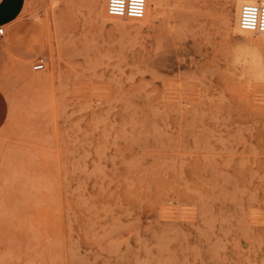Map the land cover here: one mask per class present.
I'll use <instances>...</instances> for the list:
<instances>
[{"label": "rangeland", "instance_id": "rangeland-1", "mask_svg": "<svg viewBox=\"0 0 264 264\" xmlns=\"http://www.w3.org/2000/svg\"><path fill=\"white\" fill-rule=\"evenodd\" d=\"M163 1L145 23L26 0L6 28L0 264H264V76L243 52L264 37L234 30L235 0Z\"/></svg>", "mask_w": 264, "mask_h": 264}, {"label": "built area", "instance_id": "built-area-1", "mask_svg": "<svg viewBox=\"0 0 264 264\" xmlns=\"http://www.w3.org/2000/svg\"><path fill=\"white\" fill-rule=\"evenodd\" d=\"M146 0H107L106 11L111 17L122 19H139L144 15ZM238 26L241 30L264 33V4L245 2L241 5L238 16ZM4 28L0 26V35ZM45 61L37 58L33 69L44 68Z\"/></svg>", "mask_w": 264, "mask_h": 264}, {"label": "bare ground", "instance_id": "bare-ground-1", "mask_svg": "<svg viewBox=\"0 0 264 264\" xmlns=\"http://www.w3.org/2000/svg\"><path fill=\"white\" fill-rule=\"evenodd\" d=\"M166 1V0H165ZM96 2L100 5V13H101V15L102 16H104V18L105 17H107V16H109L108 14H107V11H106V5H107V0H96ZM163 0H146V7H145V11H144V15L141 17V18H139V19H130V20H132V21H140V22H144L143 20H145V23H146V21L148 20V15H149V13H150V11H151V6L153 5L154 6V8H158V7H162L163 5ZM245 2H250V3H259V4H264V0H235V17H234V23H233V26H234V30H236L237 32H239V33H242V34H245V35H250V34H254L253 32H248V31H244V30H241L240 28H239V26H238V16H239V10H240V7H241V5L243 4V3H245ZM228 4H229V2H228ZM92 5H93V3H92ZM233 5V4H232ZM178 6V5H177ZM231 6V5H230ZM92 7V6H91ZM92 9V8H91ZM157 10V9H156ZM155 10V11H156ZM230 10V9H229ZM98 11V10H97ZM163 11V10H162ZM161 11V12H162ZM158 14H159V12H158ZM157 15V14H156ZM99 16V15H98ZM150 16V15H149ZM155 17V16H154ZM100 18V17H99ZM110 18V17H109ZM227 18V17H226ZM118 19V18H117ZM116 19V20H117ZM228 19V18H227ZM233 20V19H232ZM225 22V21H224ZM229 22V21H228ZM222 24V23H221ZM261 35L260 36H262V37H264V33H260ZM259 35V34H258ZM229 39V38H228ZM263 39V38H262ZM236 40V39H235ZM264 40V39H263ZM248 43V42H247ZM250 43V42H249ZM239 44V43H238ZM236 45V44H235ZM243 46V45H242ZM236 47V46H235ZM234 47V48H235ZM255 47V46H254ZM253 48V47H252ZM258 51V50H257ZM233 52H234V50H233ZM243 52H245V54H246V56L244 57V61H245V64H246V68H248V70H249V73L247 72V71H245V72H247L248 74H250V72H251V74H253L254 76H258V77H263L264 76V58L262 59L261 58V56L259 55V53H255V52H251V51H248V50H245V51H243ZM259 52V51H258ZM236 57V56H235ZM233 61H235L234 59H233ZM239 64V63H238ZM237 65V64H236ZM235 65V66H236ZM234 66V65H233ZM234 66V67H235ZM238 66V65H237ZM237 70V69H236ZM239 71V70H238ZM243 71V70H242ZM233 73V72H232ZM242 73V72H241ZM115 74V73H114ZM113 74V75H114ZM126 75V74H125ZM244 75H247V74H244ZM103 77H104V75H102ZM116 76V75H115ZM252 76V75H251ZM241 77H244V76H241ZM116 78H118V77H116ZM103 79V78H102ZM110 79V78H109ZM98 80V79H97ZM112 80V79H111ZM122 80V79H121ZM252 81V80H251ZM261 81V80H260ZM90 82H92V81H90ZM89 82V83H90ZM94 82V81H93ZM101 82V81H100ZM104 82V81H103ZM106 82V81H105ZM111 82V81H110ZM115 82H116V80H115ZM122 82V81H121ZM254 82V81H253ZM258 82V81H257ZM257 82H256V85H260V84H257ZM83 83H85V82H83ZM117 83V82H116ZM119 83V82H118ZM263 83V82H262ZM261 83V84H262ZM76 84V83H75ZM79 84V83H78ZM78 84H76V85H78ZM82 83H80L79 85H81ZM96 84V83H95ZM250 84V83H249ZM79 85H78V87H79ZM86 85H88V83H86ZM105 84H102V86H104ZM108 85V84H107ZM106 85V86H107ZM251 85V84H250ZM264 84H262V86H263ZM82 87L84 86V84L83 85H81ZM93 86V85H92ZM91 86V87H92ZM94 86H96V87H98L97 86V84L96 85H94ZM102 86H101V88H102ZM105 87V86H104ZM108 87V86H107ZM195 87H198V86H195ZM74 88H75V86H74ZM85 88V87H84ZM101 88H97L98 90H100V91H105V89H103V90H101ZM92 89H94V88H91V91L93 92H95V89L94 90H92ZM98 90H96V91H98ZM106 90H107V88H106ZM76 91H78V90H76ZM79 93H81V90L80 91H78ZM86 92V90L83 92V93H85ZM82 93V94H83ZM99 93V92H98ZM101 93V92H100ZM96 95H98V94H96ZM153 106V105H152ZM154 107V106H153ZM153 110V109H152ZM141 181V180H140ZM252 196V195H251ZM252 208V207H251ZM256 208V207H255ZM260 209V208H259ZM256 211V212H255ZM253 210V212H255L256 214H258L257 213V211L258 210ZM251 212V211H250ZM252 212V213H253ZM254 214V213H253ZM254 216H255V214H254ZM253 216V217H254ZM252 217V216H251ZM254 218H256V217H254ZM253 220H255V219H253ZM238 243V242H237ZM240 243V242H239Z\"/></svg>", "mask_w": 264, "mask_h": 264}, {"label": "crops", "instance_id": "crops-1", "mask_svg": "<svg viewBox=\"0 0 264 264\" xmlns=\"http://www.w3.org/2000/svg\"><path fill=\"white\" fill-rule=\"evenodd\" d=\"M26 0H0V26L4 28L3 35H0V47L5 44L6 28L20 16L25 6ZM9 114V104L4 92L0 89V128L5 123Z\"/></svg>", "mask_w": 264, "mask_h": 264}]
</instances>
